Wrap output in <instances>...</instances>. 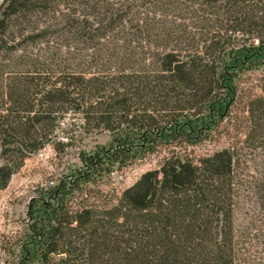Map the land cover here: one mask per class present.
Wrapping results in <instances>:
<instances>
[{
	"label": "trees",
	"instance_id": "trees-1",
	"mask_svg": "<svg viewBox=\"0 0 264 264\" xmlns=\"http://www.w3.org/2000/svg\"><path fill=\"white\" fill-rule=\"evenodd\" d=\"M262 64L264 0H2L0 190L47 144L111 134L38 188L2 246L13 264H232L239 157L189 147L230 118L239 75ZM249 110L264 139V97ZM161 152L120 196L97 190Z\"/></svg>",
	"mask_w": 264,
	"mask_h": 264
},
{
	"label": "rangeland",
	"instance_id": "rangeland-1",
	"mask_svg": "<svg viewBox=\"0 0 264 264\" xmlns=\"http://www.w3.org/2000/svg\"><path fill=\"white\" fill-rule=\"evenodd\" d=\"M237 87L230 118L213 130L210 137L190 146L189 152L199 157L224 147L235 148L243 184L234 210L236 256L232 264H264V139L254 134L249 110L256 98L264 97V64L243 71L237 79ZM110 141L108 131H78L75 143L63 152H58L53 143H49L27 156L9 185L0 190V264H13L14 257L2 246L7 238L25 230L27 207L38 188L58 183L71 169L80 166L81 150L90 151L96 145H107ZM163 154H151L115 168L96 187L97 190L110 197L120 196L142 173L158 167Z\"/></svg>",
	"mask_w": 264,
	"mask_h": 264
}]
</instances>
